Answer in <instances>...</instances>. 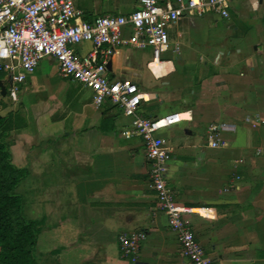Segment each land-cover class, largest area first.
<instances>
[{
	"label": "crops",
	"instance_id": "obj_1",
	"mask_svg": "<svg viewBox=\"0 0 264 264\" xmlns=\"http://www.w3.org/2000/svg\"><path fill=\"white\" fill-rule=\"evenodd\" d=\"M74 1L89 21L140 6ZM228 10V19L210 12L169 25L171 45L158 60L151 47H118L107 75L138 84L141 115L183 113L160 131L171 151L166 179L178 204L210 211L190 215L207 257L264 264V154H255L264 123L247 120L264 119V0H230ZM92 49L87 41L75 46L79 57ZM0 78L10 83L9 74ZM15 100L5 113L19 110L25 118L9 139L13 162L28 169L25 212L41 222L40 264H193L148 186L143 138L123 135L133 128L130 116L111 101L96 105L93 89L64 78L52 56ZM214 124H222L219 147L210 146ZM124 232L144 235L136 260L122 256Z\"/></svg>",
	"mask_w": 264,
	"mask_h": 264
},
{
	"label": "built area",
	"instance_id": "obj_2",
	"mask_svg": "<svg viewBox=\"0 0 264 264\" xmlns=\"http://www.w3.org/2000/svg\"><path fill=\"white\" fill-rule=\"evenodd\" d=\"M138 1L139 8L129 14L99 15L89 21L82 18L83 11L74 0H0V72L9 74L7 93L15 100L22 83L35 72L41 60L52 56L64 78L93 89L96 105L111 101L119 106L131 117L133 126L123 135L138 134L143 138L148 186L156 192L158 210L168 216L169 225L177 234L181 254L193 264H217L207 257L195 238L190 218L195 212L202 215L210 211L178 204L166 179L171 151L160 131L184 120L183 113L171 111L160 117L141 115L139 107L144 95L138 84L131 80H111L107 66L115 50L124 45L151 47L154 59H160L171 45L169 25L184 16L210 12L228 19L230 0ZM128 27L131 33L126 36L124 30ZM84 41L91 42L93 49L79 57L75 46ZM247 120L264 123L260 116H249ZM221 128L222 124L211 125L214 134L210 146L224 144L219 140ZM255 154H264V144L256 147ZM119 239L122 256L136 260L144 235L124 232Z\"/></svg>",
	"mask_w": 264,
	"mask_h": 264
},
{
	"label": "trees",
	"instance_id": "obj_3",
	"mask_svg": "<svg viewBox=\"0 0 264 264\" xmlns=\"http://www.w3.org/2000/svg\"><path fill=\"white\" fill-rule=\"evenodd\" d=\"M4 99L0 93V101ZM24 125L21 111L0 110V264H40L37 242L41 222L26 215L25 199L18 191L28 169L13 162L9 139L13 130Z\"/></svg>",
	"mask_w": 264,
	"mask_h": 264
},
{
	"label": "rangeland",
	"instance_id": "obj_4",
	"mask_svg": "<svg viewBox=\"0 0 264 264\" xmlns=\"http://www.w3.org/2000/svg\"><path fill=\"white\" fill-rule=\"evenodd\" d=\"M2 77V75H1ZM7 84L9 85V81L7 82ZM6 98V97H5ZM4 101V100H3ZM14 101L16 100H13V99H10L9 96H8V99L7 101H4V102H1L0 101V104H2V106H0V110L2 113H5L7 110H8V107H11L13 104H14ZM13 102V103H12ZM9 104V105H8ZM18 191L20 193L23 194L24 192V186H23V182L20 184V186L18 187Z\"/></svg>",
	"mask_w": 264,
	"mask_h": 264
},
{
	"label": "water",
	"instance_id": "obj_5",
	"mask_svg": "<svg viewBox=\"0 0 264 264\" xmlns=\"http://www.w3.org/2000/svg\"><path fill=\"white\" fill-rule=\"evenodd\" d=\"M0 93L2 96L7 95V84L0 78Z\"/></svg>",
	"mask_w": 264,
	"mask_h": 264
}]
</instances>
